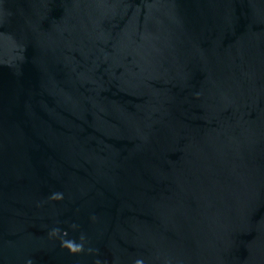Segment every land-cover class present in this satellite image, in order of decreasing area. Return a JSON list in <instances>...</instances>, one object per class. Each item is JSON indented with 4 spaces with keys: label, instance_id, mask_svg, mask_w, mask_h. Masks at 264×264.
I'll return each instance as SVG.
<instances>
[{
    "label": "water",
    "instance_id": "obj_1",
    "mask_svg": "<svg viewBox=\"0 0 264 264\" xmlns=\"http://www.w3.org/2000/svg\"><path fill=\"white\" fill-rule=\"evenodd\" d=\"M0 264H264V0H0Z\"/></svg>",
    "mask_w": 264,
    "mask_h": 264
}]
</instances>
